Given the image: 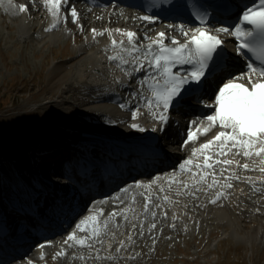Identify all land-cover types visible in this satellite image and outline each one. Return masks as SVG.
Returning a JSON list of instances; mask_svg holds the SVG:
<instances>
[{
	"label": "bare ground",
	"instance_id": "6f19581e",
	"mask_svg": "<svg viewBox=\"0 0 264 264\" xmlns=\"http://www.w3.org/2000/svg\"><path fill=\"white\" fill-rule=\"evenodd\" d=\"M0 5L3 8H0V18L6 22L8 20L14 22V18H18L17 14H26V12L19 10L21 5H14L12 0L11 2L1 0ZM76 11L79 14L78 10ZM91 11H96V7L91 8ZM128 14L133 16L132 12ZM120 15L124 16V19L127 17L124 14ZM71 18L73 19L72 15ZM106 19H110L108 14L102 15L99 21L94 24L83 19L84 25L82 24V26L84 29L85 27L88 29L92 24L96 27L100 25L112 27V25L118 24L112 18L109 25L105 23ZM56 23L57 19L52 16L51 26L56 27ZM120 25L124 24L121 23L117 26ZM61 27L66 28L62 25ZM43 28L44 26H41V30ZM90 29L84 40L80 39V41H83L79 45L80 47L70 53L72 57L68 59L69 61L64 62L62 60L60 66H53L51 69L54 70V73L47 76L50 85L42 89V94L50 95L56 91L58 96L57 99L42 104L43 110L45 112L52 111L51 114L29 117L28 113H20L16 117H11L9 119L13 123L0 125V138L6 139L8 134L11 133L27 135L28 131L33 129L28 125V122L34 123L36 122L35 119H42L37 120L40 124L42 121H49V123L78 122L80 123L81 132L87 134L88 137L106 136L110 138L114 136V132L119 133L118 135L123 139L124 144L121 146H129L132 142L136 143V141L141 142L157 138L158 126H156V131L153 133H143V135L138 136L136 134L134 138L129 137L132 132H135L132 127L135 121L132 118V113L135 110L127 112L114 102L117 96L115 93L118 89L115 83H118L119 86V82H121L122 85L135 71H130L128 67L129 58L126 56L125 59L128 63L123 65L125 66L123 69H127V72L122 68L118 75L114 71H107L106 50L103 47L104 40H100L102 35L94 36ZM162 29L160 28V30ZM96 32L98 31L96 30ZM158 32L159 30L155 33ZM166 32L169 37L180 38L176 34L170 33L168 29H166ZM65 33L56 30L54 33L45 32L42 35L49 36V42L54 47L66 40ZM32 101L34 100H29V102ZM137 103V107L140 108L139 114H145L143 118L147 119L149 114L145 112V108L140 101ZM122 105H125V103H122ZM23 121L28 122L22 123ZM130 126L133 130H129ZM120 127H123V129L119 130ZM51 130L67 134L66 130L60 129L59 126H55ZM40 135H44L45 138L49 136L45 132L40 133ZM67 135L70 136V134ZM9 141L12 140L10 138L7 140L0 139V147H11ZM12 144L15 145L14 142ZM194 146H192L189 155L192 157V165L188 166L191 168V172L174 166L167 174L154 177L152 183L147 186L146 184L143 185L140 188L143 195L137 194L135 201L131 204L120 205L115 215L108 218L106 227L104 223L96 218L97 223L95 226L101 230L98 239L92 237L91 229L93 225L91 220L84 224V227L88 229L87 231L77 229L74 232L77 238L87 237V242L91 244V247H80L73 241H68L66 236L63 235L52 236L45 238V244L39 242L35 250L32 248L26 254L11 253L12 255L6 256L10 253H0V264H29V262L31 264H138L141 258L148 255L146 252L142 257L138 251L139 249H143L147 245H149L148 249L152 246L157 249L159 245L165 243V240H161L160 233L167 228V222L176 224V231H179L178 227L180 226L186 230L191 224H186V220H189L188 217L192 216L195 218L194 232L197 234L204 232L212 225L209 232L210 237H213L218 234V227H222L225 231H229L230 228L232 233H236L238 228L232 221L235 218L258 214L259 220H261L264 217V198H261L260 195L264 192V173H260V168L264 167V162L261 158L254 156L249 159L242 155L235 156L233 153L237 150L234 148L231 149L228 156L219 157L221 160L231 159L237 161L240 165L246 161L250 162L256 174L253 175L247 171L244 181L237 183L238 179L229 180L228 178L238 176L236 173L240 168L234 166L230 170L224 165L214 164L217 157L213 155V159L209 161V163H213V168L206 170L209 173L207 183H211L214 175L218 184L213 188H208L207 183H196L202 173L195 168V165H202L203 157L199 154L193 156ZM55 147H59L58 151L46 147L43 149L45 152L42 153L41 157H38L42 163L35 166L33 172H42L45 165L43 162H48L47 160L52 164L56 163L57 157L63 154V151H61L63 143H56ZM115 147L119 150L116 144ZM215 147L214 145L213 150H215ZM184 154L182 158L180 157V163L184 160ZM222 167L226 169L223 175H221ZM241 172H243V169L240 170ZM193 173H197L195 178L192 175ZM226 183H231L232 187L225 188ZM185 185H188V187H185ZM37 190L40 191V189ZM173 191L177 193L176 198H174ZM218 193L224 195L217 199ZM213 200H216V203H212ZM92 217L96 216L93 215ZM116 222H118L117 226H115ZM155 223L156 228L152 227ZM8 228L5 231H9ZM112 231H115V233L112 234ZM41 245H44V247H41ZM11 251H21V248ZM58 253L60 255H57ZM146 264L150 263L146 262ZM151 264H154V262L152 261Z\"/></svg>",
	"mask_w": 264,
	"mask_h": 264
},
{
	"label": "snow or ice",
	"instance_id": "6c2138e0",
	"mask_svg": "<svg viewBox=\"0 0 264 264\" xmlns=\"http://www.w3.org/2000/svg\"><path fill=\"white\" fill-rule=\"evenodd\" d=\"M65 2L66 0H43V6L55 19H60L61 9ZM19 10L26 12L28 8L21 5ZM70 12L75 22L78 19V13L74 7L70 9ZM193 15L199 22V26L193 28L183 23L168 25L169 28H177L187 38L185 43H180L175 37H167L164 32H160L155 38L145 36V39L149 40L150 43L142 48L137 42L139 38L136 33L116 29L117 33L127 37L128 45L131 47H126L123 40L119 42L113 40L112 46L113 50L119 47L121 52L127 53L135 61L133 71H142L146 67L154 69L155 74L149 72L147 79H141L139 83L141 86L146 85L148 91L151 92V98L145 97V107L161 125L168 123V112L175 104L179 103L182 94L187 95L189 92L194 91L189 89L188 86L200 85L209 74V68L213 60L219 57L224 41L213 33L233 36L236 41L238 55L250 54V58L254 57L255 60L260 62L259 66L254 61L248 62L246 71L230 75L224 79L214 96V104H205V107L213 109L212 113L205 117L209 123L207 127H202L203 121H201V127H198L196 131L200 135H207L212 128L217 126L221 130L213 139L202 144L200 148L193 149V156L199 154L203 157V164L195 165V168L202 173L196 183L203 184L207 183V176L209 175L206 170L213 168V163H209L213 159V155L217 157L214 164L231 166L233 164L231 159L221 160L219 157L228 156L231 149L234 148L237 150L233 153L235 156L242 155L249 159L255 156L261 158L264 162V0H253L251 5H245L236 21L227 26H209L210 13L202 11L201 8L196 6H193ZM140 19L149 22L155 21V18L150 15H145ZM92 31L94 36L104 34L96 32L95 29ZM190 33L191 35H189ZM109 59L116 61L118 66L128 63L123 55L110 56ZM176 66H189L190 70L183 74H177L174 71ZM122 70L127 72V69L122 68ZM237 81H246V83H238ZM198 90L195 89V91ZM121 107H124V105H121ZM139 113L140 108L137 107L132 113L133 120L138 118ZM193 123L196 122L193 121ZM132 127L138 131H145L143 127L137 124H133ZM152 131H156V129L153 128ZM197 138L190 130L187 134L186 143ZM214 145L216 146L215 150H213ZM189 165H192L191 159L185 160L180 165V169L191 172ZM236 166L241 167L239 162L236 163ZM242 167L246 171L254 170L250 169L247 163L243 164ZM225 170V168H221V175ZM260 171L264 172V167H261ZM192 175L195 178L197 173ZM233 178L239 179L238 176H232L228 179ZM217 184L218 181L213 175L211 183H207V186L213 188ZM185 187H188V185H185ZM224 187L231 188L232 184L226 183ZM223 195V193H218L217 199ZM212 203H216V200H213ZM112 215L114 216L115 213ZM86 219L92 222V237L98 239L101 230L95 226L97 223L96 217ZM85 223L86 221H81V224L77 227L81 231H87L86 227L81 226ZM152 227H155V225H152ZM67 240L73 241L80 247H91V244L87 242V237L77 238L75 233L69 235ZM41 247H44V245H41Z\"/></svg>",
	"mask_w": 264,
	"mask_h": 264
},
{
	"label": "rangeland",
	"instance_id": "374dc122",
	"mask_svg": "<svg viewBox=\"0 0 264 264\" xmlns=\"http://www.w3.org/2000/svg\"><path fill=\"white\" fill-rule=\"evenodd\" d=\"M30 6L34 9L23 24L20 19L6 22L0 18V125L13 123L9 118L20 113H28L29 117L51 114L52 111L43 110L42 104L57 99V92L42 94V89L50 85L47 76L54 73L51 68L60 66L62 60L69 61L71 50L77 46L72 35L68 42L52 47L49 36L41 33L44 10L33 7V3ZM89 16L87 20H97L94 15ZM115 20L119 23V20L125 19ZM81 32L84 39L86 31ZM37 120L42 119H35V123H38ZM0 162L4 160L0 158ZM254 221V218L250 220L254 230H249L248 242H237L239 237L230 231L226 234L222 228L218 229L217 236L211 238L209 244L204 241L210 238L209 231L193 234L191 239H186V235L166 234L164 239L172 237V242H177L178 247H172L173 244L168 245L167 242V247H162L155 255L154 264H264V227L260 231L254 227Z\"/></svg>",
	"mask_w": 264,
	"mask_h": 264
}]
</instances>
